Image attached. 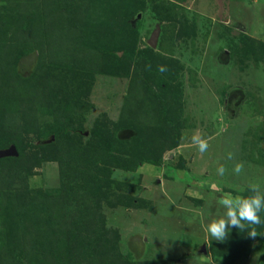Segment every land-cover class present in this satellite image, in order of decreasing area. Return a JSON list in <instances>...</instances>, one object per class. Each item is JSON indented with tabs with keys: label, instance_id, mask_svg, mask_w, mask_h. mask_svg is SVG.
<instances>
[{
	"label": "rangeland",
	"instance_id": "1",
	"mask_svg": "<svg viewBox=\"0 0 264 264\" xmlns=\"http://www.w3.org/2000/svg\"><path fill=\"white\" fill-rule=\"evenodd\" d=\"M46 1L62 15L98 19L84 36L95 43L84 47L89 54L93 49V56L85 55L91 60L78 70L67 101L46 94L50 80L54 87L64 74L60 67L48 82L29 78L38 49L17 65L0 60V97L8 91L21 97L11 103L17 102L15 120L2 118L7 108L0 109L6 121L0 124V264H264L259 238L264 210H251L264 199V0ZM62 22L38 24L39 32L56 31ZM147 44L148 56L151 51L162 56H155L158 67L164 59L182 65L161 90V99L171 104L176 135L163 121L167 102L154 103L149 115L136 114L125 100L131 77L102 72L97 65L102 51L115 47L122 66L132 71L133 59L126 54L134 56ZM25 47L30 48L28 41ZM43 64L42 74L50 59ZM18 73L29 80L13 87ZM173 82L180 87L174 95ZM35 90L39 98L32 97ZM134 114L138 131L115 133L122 139L116 141V155L129 164L143 157L161 158L160 164L143 159L134 170H123L108 162L113 180L94 182L87 194L90 208L79 201L82 196L71 200L64 183L74 187L80 181L74 171L81 154L101 137L91 129L120 130ZM10 148L15 151L4 153ZM62 197L71 203L64 205ZM103 197L97 217L94 200ZM248 210L258 231L237 225V214ZM243 235L247 247L236 240Z\"/></svg>",
	"mask_w": 264,
	"mask_h": 264
},
{
	"label": "trees",
	"instance_id": "2",
	"mask_svg": "<svg viewBox=\"0 0 264 264\" xmlns=\"http://www.w3.org/2000/svg\"><path fill=\"white\" fill-rule=\"evenodd\" d=\"M122 0H120L121 2ZM71 4V2H70ZM88 6L84 4L82 7L83 10ZM59 8L56 4H50L47 3L46 0H0V52H5V57L0 54V60H3V58H6V61H10L11 64L17 65L21 63L22 59L29 55L30 53L34 54L35 50H39V55L37 56V62L33 67V74L34 76H30L29 78L38 79L36 80V83H40L42 80L49 81L50 76L53 74L54 67H60L57 70L64 71V74L61 76L60 81L58 83L55 82L54 87H51V80L50 85L47 87L46 94H60L63 100H69L71 95L68 93V90L72 92L71 86H75V79L80 77L79 69L86 63H89L91 60V57L87 56H93V49L90 51L92 54H89L90 52L86 53L84 51L85 49H90L89 43L92 45V40L86 39L84 36L85 34L90 33L89 25H96V21L98 19L94 17H90L89 15H70L65 14L62 15L61 12H59ZM57 18V20H63L57 28L56 31L50 32V30L43 31L44 33L41 34L38 29V24L50 22L51 20H54ZM64 18H67L64 20ZM23 19L22 24H19L17 20ZM25 20L27 21V24H24ZM77 20V21H76ZM66 21H70V25L66 24ZM88 32V33H87ZM94 32L96 33L97 30L94 29ZM74 34L76 36H72V38L69 37V35ZM94 33V34H95ZM17 38H21L19 44H14L17 41ZM72 40V44H69L68 42ZM28 41V44L30 45V48L25 47L26 42ZM79 41V42H78ZM89 45V46H88ZM254 46V45H253ZM82 47V48H81ZM146 49L141 48L138 51V54H131V52H128L126 54L127 57L130 59H133V67L132 71H130L128 68L126 69L125 66H122L119 55L113 48H110L107 52L102 51L103 56L102 61L98 63V67L101 69L102 72H106L113 75H129L131 77L132 81L130 83V86L128 88V94L126 95L125 100H127L128 105H131L132 111L134 107L138 112H141L144 115H149L151 107L154 105V103L165 101L161 98L165 96L162 94L164 92L163 86L166 85L169 80H173L177 77L178 71H180L181 64L176 59H164V65L163 66H157L156 57H162L159 54H156V52H150V56L147 55L148 50H151L149 44H147ZM10 48H15L10 49ZM118 50H122V47L119 46ZM44 49L48 50L47 56L44 54ZM248 50H252L248 49ZM263 50V49H262ZM83 52V56H79V52ZM1 52V53H2ZM126 51H124V54ZM154 53V54H152ZM264 54V50H263ZM87 55V56H85ZM100 55V54H99ZM156 56V57H155ZM50 59V64H47V70H44L43 74L41 71H43V68L41 66H44V60ZM49 57V58H48ZM79 57V58H78ZM52 58V59H51ZM153 64H155L153 66ZM70 65V66H69ZM148 66L150 69L146 68ZM88 66H90L88 64ZM174 66V67H173ZM69 67H72L69 68ZM40 72V73H39ZM67 72V73H65ZM29 78H24L22 76V73L17 74V80L18 82H14L13 79L10 81L11 86L15 87L16 84L22 83L23 81H28ZM65 79V81H63ZM70 79V80H68ZM38 81V82H37ZM54 82V80H52ZM167 81V83H166ZM28 83V82H27ZM38 83V84H39ZM15 85V86H14ZM33 88V87H32ZM170 91L175 94V92L180 88L177 86L174 82L169 85ZM163 90V92H161ZM29 92V91H28ZM168 92V90H167ZM32 97L39 98L37 90L30 91ZM8 94V95H5ZM3 97H0V102H2L1 108H7L4 112V116L2 118H5L9 120L10 118H13L15 120V116L17 113V102L14 104L12 103L13 99H21V97H15L14 95H17L15 92L8 91V93L4 92L1 93ZM59 95V96H60ZM8 96V97H6ZM18 96V95H17ZM29 98V99H32ZM31 101V100H30ZM29 101V102H30ZM167 102V106H164L163 115H166L164 117L165 119H161V122H165V125H167L168 128L171 127V131L173 134L176 135L175 128L176 127V121L173 118H170L168 115L169 107L171 106L169 100L165 101ZM165 102L163 104H165ZM71 103V102H67ZM160 104V103H159ZM15 105V107H14ZM69 105V104H68ZM70 106L69 110H74V108ZM8 111V112H7ZM3 114V113H1ZM7 115V116H6ZM139 116H135L134 114V120L129 121H123L121 122V129L117 131H111L109 132H101L102 130H99L100 128H94L91 129V133H101V137L98 138V142H96V146L93 147L92 145H88L86 147V152L81 154V163H79V170L74 171L75 176L78 180H80L76 185L74 184L70 186L69 184L64 183V193L66 195H71V200L75 198H79L82 196V198L79 201H82V204H84L88 209L91 196L89 197L88 190L90 191L91 188H93L98 181H112L108 176V173H110L109 166H107V163L109 162L110 166L113 167V165H118L120 169L123 170H134L137 168V165H139V161H149L153 164H160L161 158L158 159H150L147 157L140 158L138 162L136 161L135 164L128 163L129 160L127 158H120L117 156V152L115 151L116 141H121V137L117 136L116 132H122L124 134L128 135H134V129L138 131V122H139ZM163 120V121H162ZM10 124L14 127H18L17 124L13 125L14 123H11V120L9 121ZM4 123L6 121H2L0 119L1 126H5ZM16 123V122H15ZM173 127V128H172ZM114 129V128H113ZM118 132V135H119ZM174 135V137H176ZM2 146H7L5 144H1ZM18 147V146H17ZM20 149V147H18ZM102 152V153H101ZM106 153L105 157H102V154ZM117 154V155H116ZM10 159V157H7ZM149 159V160H148ZM92 161V162H89ZM93 163V164H91ZM66 178H68L66 176ZM62 182V181H61ZM64 182V181H63ZM62 182V183H63ZM119 182V179H118ZM99 185L96 187L98 189ZM101 188V187H100ZM129 196H127L128 198ZM66 199V200H65ZM106 199V197H103V199H97L94 200L95 202V208L94 212H96V216H99V210L100 205L102 201ZM130 199V198H128ZM62 200H64L63 204L67 205L70 204L71 201H67L68 199L65 197H62ZM107 200V199H106ZM262 204L258 205L257 203L252 205V212L256 209H259L262 207L264 210V199L262 200ZM115 204H121L120 202L116 201ZM113 204V205H115ZM251 210H248V213L239 212L237 214V225L240 224L243 227V230H246L247 227H251L253 230L258 231V225L257 222L254 220V213L249 212ZM52 211L49 212L50 215ZM69 212H66L64 209L62 211V215H67ZM95 214V213H94ZM92 214V215H94ZM262 214V212H261ZM91 215V216H92ZM89 216V214H86V218ZM90 216V217H91ZM93 217V216H92ZM91 217V219H92ZM260 218V216L256 217ZM96 225V224H93ZM236 225L237 231L240 232L239 227ZM259 238L262 243H264V230L259 232ZM238 240V243L241 244L242 247H247L248 243L246 241V236L243 235L242 237L236 239ZM50 244H53L51 242ZM47 245L49 246L48 242ZM51 252L55 249V247H48ZM53 254H55L53 252ZM113 257L116 259L117 262L121 260V254L119 252H115L113 254ZM113 259V258H111ZM115 261L113 260V263ZM160 264H163L162 262L158 261ZM158 262H154V264H157ZM112 263V264H113ZM158 263V264H159ZM104 264V263H103Z\"/></svg>",
	"mask_w": 264,
	"mask_h": 264
},
{
	"label": "water",
	"instance_id": "3",
	"mask_svg": "<svg viewBox=\"0 0 264 264\" xmlns=\"http://www.w3.org/2000/svg\"><path fill=\"white\" fill-rule=\"evenodd\" d=\"M150 43L154 45V38L151 39ZM13 151H15L14 148H10V149L4 150V153H11ZM203 249H204V246H203Z\"/></svg>",
	"mask_w": 264,
	"mask_h": 264
}]
</instances>
